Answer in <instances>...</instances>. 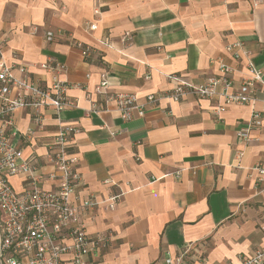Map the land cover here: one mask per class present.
Masks as SVG:
<instances>
[{
	"label": "crops",
	"instance_id": "obj_1",
	"mask_svg": "<svg viewBox=\"0 0 264 264\" xmlns=\"http://www.w3.org/2000/svg\"><path fill=\"white\" fill-rule=\"evenodd\" d=\"M48 30L55 32L52 41ZM0 36L6 59L16 54L33 78L50 79L38 63L65 65L61 78L72 84L68 95L76 105L62 116L79 129L72 150L81 184L73 201L98 202L83 222L90 236H111L103 264H166L190 243H204L205 264H242L264 246V175L255 168L264 161V127L251 143L237 136L253 108H264L262 100L220 109L221 98L187 95L125 121L114 102L96 93L103 70L110 92L135 93L142 102L171 89L170 76L200 84L222 75L220 61L233 69L235 86L248 77L249 59L264 74V0L257 6L253 0H0ZM76 40L93 48L90 60ZM236 43L243 44L239 58L227 50ZM44 114L43 128L30 109L14 114L20 133L14 142L25 156L45 157L54 138L56 114ZM52 169L39 171L45 188L55 187ZM178 169L179 179L155 180ZM10 181L17 191L27 187L25 175ZM122 190L117 207L106 209L107 198Z\"/></svg>",
	"mask_w": 264,
	"mask_h": 264
},
{
	"label": "built area",
	"instance_id": "obj_2",
	"mask_svg": "<svg viewBox=\"0 0 264 264\" xmlns=\"http://www.w3.org/2000/svg\"><path fill=\"white\" fill-rule=\"evenodd\" d=\"M261 0H253L257 6ZM99 12V10H97ZM95 29V23H88ZM55 32L46 31L47 41H52ZM6 39L0 36V254L1 264H103L100 255L111 239L109 234L92 237L83 222V213L95 209L98 202L92 196L76 205L73 196L81 184V175L76 169L78 156L73 152V142L79 131L77 125L63 119L62 112L75 101L68 95L72 87L61 78L65 65L53 59L38 63V67L49 74L48 81L33 78L28 64L19 60L16 54L8 61L4 56ZM83 57L90 60L93 48L80 41H74ZM242 43L227 46L235 58L241 56ZM248 77L235 86L231 76L233 69L220 61V76H210L203 83L195 84L184 76H170L176 84L169 90L150 93L144 102L135 93L110 92L109 72L101 71V81L96 93L106 103L114 102L120 117L131 120L134 115L143 116L147 107L155 106L162 100L181 101L187 95L200 99L221 98L220 109L231 104H251L259 100L264 104V74L249 59ZM261 98H260V95ZM21 109H30L33 121L40 128L44 127V110L51 109L56 114L58 129L53 140L48 144L45 157L35 153L25 156L14 139L20 135L14 126V114ZM93 112L100 111L96 101ZM264 127V108L254 107L245 128L237 131V136L248 144L258 137L254 131ZM32 133V129L29 130ZM52 166L48 178L55 183L54 188L41 185L44 166ZM256 170L264 175V161ZM183 169L165 174L180 178ZM25 175L27 187L17 191L11 176ZM124 191L110 195L105 201V208L114 210ZM204 243L187 244L182 252L172 259L167 256L166 264H184L188 258L205 264L206 255L202 249ZM242 264H264V246L251 256L243 259Z\"/></svg>",
	"mask_w": 264,
	"mask_h": 264
},
{
	"label": "water",
	"instance_id": "obj_3",
	"mask_svg": "<svg viewBox=\"0 0 264 264\" xmlns=\"http://www.w3.org/2000/svg\"><path fill=\"white\" fill-rule=\"evenodd\" d=\"M0 264H1V254H0Z\"/></svg>",
	"mask_w": 264,
	"mask_h": 264
}]
</instances>
